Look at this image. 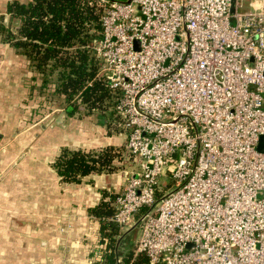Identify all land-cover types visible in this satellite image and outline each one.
<instances>
[{
	"label": "built area",
	"instance_id": "1",
	"mask_svg": "<svg viewBox=\"0 0 264 264\" xmlns=\"http://www.w3.org/2000/svg\"><path fill=\"white\" fill-rule=\"evenodd\" d=\"M104 1L93 49L137 162L110 218L139 213L146 264H264V0Z\"/></svg>",
	"mask_w": 264,
	"mask_h": 264
},
{
	"label": "crops",
	"instance_id": "2",
	"mask_svg": "<svg viewBox=\"0 0 264 264\" xmlns=\"http://www.w3.org/2000/svg\"><path fill=\"white\" fill-rule=\"evenodd\" d=\"M10 63L17 68L15 84L9 85V92L0 90V264H91L100 258L99 248L105 243L100 242V219L90 208L103 199L112 204L127 174L92 172L69 181L54 161L64 147L121 149L125 132L104 112L70 114L67 103L61 109L44 108L41 118L34 117L37 106L45 103L40 93H22L23 81L40 73L26 55L0 42V67L6 69ZM0 75L3 84L7 82V71ZM62 111L67 116L59 124L54 117ZM32 115L35 120L29 122ZM25 130L27 138L10 137L12 131L19 135Z\"/></svg>",
	"mask_w": 264,
	"mask_h": 264
},
{
	"label": "trees",
	"instance_id": "3",
	"mask_svg": "<svg viewBox=\"0 0 264 264\" xmlns=\"http://www.w3.org/2000/svg\"><path fill=\"white\" fill-rule=\"evenodd\" d=\"M104 9L102 0H10L0 14V42L26 55L42 75L43 88L53 82L70 114L98 109L117 121L120 91L100 73L101 62L93 49L101 38ZM120 152L114 145L89 150L64 147L54 166L65 180L80 181L92 172L115 171ZM90 212L100 219L105 243L99 248L100 258L91 264L147 263L146 255L135 254V248L120 249L121 226L110 218L114 212L110 201L103 199Z\"/></svg>",
	"mask_w": 264,
	"mask_h": 264
},
{
	"label": "rangeland",
	"instance_id": "4",
	"mask_svg": "<svg viewBox=\"0 0 264 264\" xmlns=\"http://www.w3.org/2000/svg\"><path fill=\"white\" fill-rule=\"evenodd\" d=\"M9 2V1H8ZM7 0H0V14L6 11V6H7ZM103 3L104 0H102ZM248 7V2L245 1L244 3V8L241 9V11L246 10V8ZM17 68H14L11 63L9 65L6 66L5 68H1L0 67V72H6L7 71V82H5L3 84V78L0 75V90L6 88V92H9L10 90L9 85H14L13 84V74L15 73V70ZM42 75L38 74L36 78H31L29 76H25L26 78L23 81V85H25L26 89L22 92V93H40L42 100L45 104L41 103L37 106V111L34 110L33 115L34 117L37 115L38 118H41V114H44L46 112V110L44 108H49V109H55V108H60L61 106H64L67 102L65 100V97L63 94L58 93L57 91H55L54 89V85L53 82L51 81L49 83V85L46 88L42 87V80L40 79ZM11 78V80H9ZM9 90V91H8ZM5 92V93H6ZM32 98V97H31ZM29 98V100L31 99ZM29 100H27V104H29L28 102H30ZM46 105V106H45ZM57 112H55L56 114ZM79 114H88L86 109H81V111H78ZM32 115V118H29V122L34 121V117ZM116 125V124H115ZM117 127V125H116ZM118 129H120V127H117ZM122 130V129H121ZM27 132L26 134H23ZM21 135H24L23 137H20ZM30 134L28 133V130L23 131L21 134H17V132L12 131L10 134V137L16 138L19 140V137L21 139L27 138L29 137ZM17 142V141H16ZM12 144L8 143L6 146H11ZM120 148V147H119ZM116 164L118 165V168L116 169V171L122 170L124 171L127 175H129L131 173L132 170H135L137 168V162L134 159V157L132 156V154L128 151V148L126 147V139L123 142V145L121 146V152L117 155V157L115 158ZM159 182L160 184H162V186L169 190L170 188H172V180L168 175H162L159 178ZM164 183H168V185H164ZM124 187V184L122 186V188L119 191H122ZM114 196H116V194H114ZM114 200V199H113ZM113 206V203H112ZM138 217H139V213H137L134 218L132 219V221L128 224V226H124V227H120L121 228V234L119 236H124L125 237V230L130 227L131 225H134L133 229H131L130 234H128L125 239L127 240V244H126V250H130L136 247L137 244V240L140 236L141 233V228L139 226V222L138 221ZM137 222V223H136ZM118 236V237H119ZM101 242V241H100ZM102 243V242H101Z\"/></svg>",
	"mask_w": 264,
	"mask_h": 264
},
{
	"label": "water",
	"instance_id": "5",
	"mask_svg": "<svg viewBox=\"0 0 264 264\" xmlns=\"http://www.w3.org/2000/svg\"><path fill=\"white\" fill-rule=\"evenodd\" d=\"M232 11H234L235 10V1L233 2V5H232V9H231ZM6 19H9V14L8 13H6ZM67 116V112L66 111H62L57 117H54L55 118V122H57V123H59V124H62L63 122H64V119H65V117ZM0 136H1V134H0ZM259 149L261 150V151H264V134L263 135H261V138H260V143H259ZM176 154V153H175ZM135 225V224H134ZM134 225H131L130 227H128L126 230H125V232H126V234H125V237L128 235V234H130V231H131V229H133L134 227ZM137 225V224H136ZM135 225V226H136ZM125 237L124 236H119L118 237V244H120V249H123V248H126V244H127V240L125 239Z\"/></svg>",
	"mask_w": 264,
	"mask_h": 264
}]
</instances>
